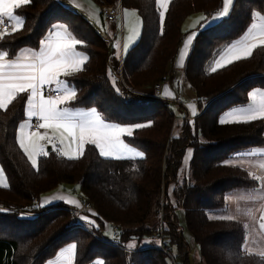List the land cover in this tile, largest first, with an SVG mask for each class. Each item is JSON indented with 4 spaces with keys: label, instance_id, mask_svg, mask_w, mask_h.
<instances>
[{
    "label": "trees",
    "instance_id": "trees-1",
    "mask_svg": "<svg viewBox=\"0 0 264 264\" xmlns=\"http://www.w3.org/2000/svg\"><path fill=\"white\" fill-rule=\"evenodd\" d=\"M94 1L109 5L117 0ZM119 1L123 8H135L142 21L138 41L121 61L114 55L112 40L61 0H29L15 10L23 25L15 32L3 31L0 52L14 57L23 46L38 48L55 24L66 26L88 55L81 69L67 76L77 93L67 105L94 108L106 121L145 127L125 137L143 156L101 157L94 145L86 144L84 154L73 158L51 149L33 168L18 141L28 94L21 93L0 109V167L7 177V187L0 184V204L6 207L0 211V264H45L71 242L76 244L75 264L97 258L103 264H172L158 247L160 226L166 246L181 264H190L191 242L206 264H264V253L243 248L247 234L243 221L209 216L227 205L231 191L259 186L247 169L224 159L264 146V117L224 124L220 120L228 109L246 104L253 90L264 89V46L258 44L251 56L216 71L208 68L210 60L244 35L257 13L264 15V0H233L225 16L205 21L195 31L183 73L196 92L200 113L183 123L176 120L179 134L172 131L176 115L168 99L146 88L168 75L186 35L185 19L195 12L220 13L224 0H170L163 31L157 0ZM120 74L124 81L113 82L112 77ZM179 82L181 88L182 78ZM189 148V176L180 181ZM66 183L78 184L82 200L91 204L89 215L81 219L93 232L72 225L76 207L63 202L33 206V216L13 210ZM113 226L118 227L117 243L110 238Z\"/></svg>",
    "mask_w": 264,
    "mask_h": 264
},
{
    "label": "snow or ice",
    "instance_id": "snow-or-ice-1",
    "mask_svg": "<svg viewBox=\"0 0 264 264\" xmlns=\"http://www.w3.org/2000/svg\"><path fill=\"white\" fill-rule=\"evenodd\" d=\"M28 3L29 0H0V22L4 17L15 21L12 28V31L15 32L17 26L23 25L22 18L15 15V10ZM157 4L164 9L159 12L161 30L163 31L168 0H157ZM230 4L231 0H224L223 11L213 18L225 16L229 11ZM201 19L206 18L202 17ZM136 20L137 26L132 31L134 36H139L142 22L139 16L136 17ZM261 32L264 33V26H262ZM4 35V32H0V39ZM195 35L196 33L193 32L188 36L185 47H188ZM81 43L82 41L79 39H70L56 32L53 34V38L41 40L38 52H33L22 59L6 60L8 53L0 52V109H6L17 96L27 93V115L29 118L37 117L38 121H42V123L38 122L35 127L45 130L43 133L35 131L31 136L19 138V146L27 154L33 168H36L38 164L37 155L41 153L48 155L44 151V144L41 141H47L54 150L61 151L69 158L83 155L86 144L94 145L101 157H108L117 153L131 152L132 149L121 137L125 134L131 137L134 129L145 127L144 124L139 123L129 126L108 124L94 108L90 111H73L64 106L69 101L75 100L77 93L70 89L61 77L79 71L85 60L88 59L76 51V46ZM261 46H264V39H261ZM116 47L119 49V45ZM256 47L257 45L249 40L237 51L232 52V58L240 59V53L251 56ZM127 48L128 46L125 45L126 51ZM116 56L119 58V51L116 52ZM218 66L222 67L223 65L218 62ZM213 71L216 69L214 68ZM51 85H55V88L51 89L55 94L46 97L42 94L43 89L45 86ZM255 112L256 110L253 109L245 119L255 120L257 118ZM259 114L264 117V106L259 109ZM225 122L224 119L220 120L221 124ZM49 129L52 130L51 136L48 135ZM57 141L60 145L59 148ZM66 142L68 146L74 144L75 147L70 151L65 150L63 146ZM135 155L143 156L144 154L136 152ZM187 156H192L191 149L188 150ZM185 162H187V158ZM3 176L4 170L0 168V182L3 181ZM255 179L264 183V177L257 176ZM4 186L7 187L6 184ZM69 203H75V201H69ZM0 211H4V209H0ZM260 227L264 229V216L261 217ZM75 248V244L71 245L70 251Z\"/></svg>",
    "mask_w": 264,
    "mask_h": 264
},
{
    "label": "crops",
    "instance_id": "crops-1",
    "mask_svg": "<svg viewBox=\"0 0 264 264\" xmlns=\"http://www.w3.org/2000/svg\"><path fill=\"white\" fill-rule=\"evenodd\" d=\"M61 1L66 6H68L69 8L73 9L74 11L80 12L83 16H87L85 11H86V9L88 10L89 8H91L89 5H86V2H89L90 4L95 5L98 8L99 18H100L101 22L103 23V25L105 27L107 26V29L105 31V35L103 34L102 31H100V29L98 27V21H94L93 19H88V18L87 19L91 22V24L102 35H104L108 39L112 40L113 47L115 50L114 55L116 56V52L119 51V58L118 59L120 61L123 59V57L125 55V45L129 44L128 46L131 47L138 41L140 35L139 36L133 35L129 40H127V37L124 34H123L122 38H120L118 36L119 23H120L119 17H120V20H122V21L124 20L123 19L124 11H121V14L115 20L107 21L104 17V9H105L106 5H99L94 0H85V2L83 0H61ZM169 1L170 0H168V3H169ZM232 2H233V0H231V4H232ZM78 4L81 5V7H79ZM231 4L229 5V8H230ZM121 8H122V4H121ZM158 8H159V11L164 10L159 5H158ZM223 9H224V6H223ZM223 9H222V11H223ZM222 11H220V12H222ZM203 14H204L203 17L206 19L201 21V23L199 24L197 29L186 34V35H184V37L182 39V43L180 45L179 53L176 57V61H175L176 63L174 62L173 66L170 67V69L168 70V73H170V75L172 74V76H170L171 78L169 77L167 80L163 81V88H162L163 95H161V97L169 98V97L175 96L173 93L172 87H171V83H174V80L176 79V75H177L176 71H179V69H181V67L183 66V64L187 58L188 53L191 50L193 41L188 45V47H185V42L187 41L188 36L191 35L193 32L197 31L203 25V23L205 21H211L212 22V21L219 20L221 18V17L213 18L214 16H217L219 13H217L215 15L213 14V16H207L205 13H203ZM187 18L185 19V21L187 20ZM13 23L15 24V21H13ZM262 26H264V15L257 13L254 17L252 24L250 25L248 30L244 33V35L241 38H239V39L235 40L234 42H232L231 44H229L228 46H226L222 50V52L225 50L224 51V54H225L228 51V49H231V51L233 50L232 52H235L240 47H242L244 43H246L249 40H251V42L254 43L255 45L261 44V39H264V33L261 32ZM182 27H183V25H182ZM56 32L61 33L62 35L66 36L67 38L76 39L70 33V31H68L66 26H64L61 23H57L47 33V35L44 37L43 40L53 38V34ZM253 37H254V39H253ZM134 40H136V41L134 42ZM132 42H134V43L132 44ZM116 45H119V49H117ZM39 48H40V46L38 48H34V47H30V46H23L18 51L16 56H14V57H8L7 56L6 60L15 61L18 59H22L24 56L30 55L33 52H38ZM76 51L81 53L82 56L88 57L87 53L82 51L77 46H76ZM222 52L220 53V55L222 54ZM232 52L230 54H232ZM241 56H245V54L240 53V57ZM232 60H234V59H232ZM227 62H230V61H227ZM215 68H218V67H215ZM61 79L65 80L67 83V86L70 89L74 90V88L68 84L67 76H62ZM182 82H183V80H182ZM183 83H185V82H183ZM181 87L183 88L182 84H181ZM194 93L196 94L195 91H194ZM42 94L45 95L46 97L48 96L44 92V90H43ZM195 102H196V104L194 103L195 105L193 107L192 112L189 110V107L187 108L188 104L183 105L184 104L183 103V104H181V106H183L184 109L187 110L192 115L194 112H195V114H198V113H200V109H199V106L197 103V96H196ZM64 106L70 108L73 111H90L91 109H93V108H79V107L72 108V107L68 106L67 104ZM262 106H264V89H255L251 92L250 98L246 104L238 105V106H235V107L228 109L227 111H225L222 114L221 119H224L226 122L244 121V120H246L245 117L249 113H251L253 109L256 110L255 115L258 118V117H261L259 114V109ZM187 111L185 114L188 113ZM97 114L104 120L105 123L113 124V125L129 126V125H122V124H118L115 122L106 121L98 112H97ZM182 116H183V113H179L176 115V117H177L176 119L179 120ZM33 119H38V118L37 117H31V118L28 117V115H27V102H26L25 119L20 123L19 128H18V141H19L20 137L31 136L32 133H30L28 131V126H29L30 121H32ZM40 123H42V121H40ZM21 128H22V130H21ZM38 131L43 133L45 130L39 129ZM176 134H179L178 129L176 131ZM48 135H50V136L52 135L51 129L48 130ZM121 139L124 140V142L128 145V147L130 149H132V151L131 152H125V153H117V154H114V155L108 156V157H122V158L123 157H127V158L139 157V156H136L135 153L140 152V151L137 148H135L134 146L128 144L124 139V135L121 137ZM41 143L44 144V147L46 145H51V144H48L47 141H41ZM57 144H58V148H59L60 147L59 142ZM65 146H66V149L69 151L71 150V148L75 147L74 144L71 146H68L67 142H66ZM51 149H53V148L49 147L48 149H45V150L47 153H49V151ZM189 149H191V148H189ZM188 150L185 154V158L183 161V163H184L183 164V167H184L183 172H185V170H186V164H185L186 158L188 160L187 164L189 163V160H190V157L187 156ZM55 151L62 154V152L59 150H55ZM40 156L41 155L39 154V155H37L36 158H39ZM42 156H44V155H42ZM224 163H226L228 165L241 166V167L247 169L251 173V175H253L254 177H257V176L264 177V167H261V165H264V146L252 147V148H248L245 150L237 151V152L229 155L228 157H226L224 159ZM258 181H259V186L256 188H251V189L239 188V189H235V190L231 191L230 193H228L227 205L223 208L216 209V210L209 212V216L212 218H221V219H229L230 218V219L243 221L247 225V234H246L245 240L243 242V248L247 251L262 254V253H264V230L259 227V216H260V213L262 211V208L264 207V205H263L264 183H262L260 180H258ZM63 188L64 189L58 188L57 190L52 191L48 194H45L41 198H38L39 199L38 206H41V205L46 206V205H49L52 203L63 202L67 205L78 207L80 205V203L82 202V198H81L80 192L78 190H76V186H66V187L64 186ZM69 201H75V203H69ZM182 220H184V218ZM73 244H75V243L71 242V243L66 244L62 248H60L59 251L56 253V255L54 257L50 258L49 260H47L45 262V264H75L74 259H75L76 248L70 251V246ZM195 248L196 249H193V251L191 252L192 259L190 258V260H189V261H191L190 264H206L201 259L198 247H195ZM89 264H103V259L97 258Z\"/></svg>",
    "mask_w": 264,
    "mask_h": 264
},
{
    "label": "rangeland",
    "instance_id": "rangeland-1",
    "mask_svg": "<svg viewBox=\"0 0 264 264\" xmlns=\"http://www.w3.org/2000/svg\"><path fill=\"white\" fill-rule=\"evenodd\" d=\"M84 2H85V0H83ZM119 0H117L115 3H117ZM79 5V4H78ZM86 5H89L91 8H89L88 10L86 9V15L88 16H84V17H86V18H88V19H93L94 21H98V27H99V29H100V31H102L103 32V34L105 35V31H106V29H107V26L105 27L104 25H103V23L101 22V20H100V18H99V15H98V8L95 6V5H92V4H90L89 2H86ZM79 7H81V5H79ZM71 9V8H70ZM71 10H73V9H71ZM122 11H124V15H123V21L122 20H120V17H119V32H118V36L120 37V38H122L123 37V34L124 35H126V37H127V40H129L133 35H134V33H133V31H132V29L134 28V27H136L137 26V20H136V17L137 16H139L140 17V15H139V13H138V11L135 9V8H132V7H122ZM76 12H78V11H76ZM78 13H80V12H78ZM81 14V13H80ZM15 15H17V16H19V14L18 13H16L15 12ZM82 15V14H81ZM204 16V14L202 13V12H195V13H193V14H191L188 18H187V20L184 22V24H183V27H182V29H183V31H184V33L185 34H188V33H190V32H192V31H194V30H196L197 29V27L199 26V24L201 23V21H203L201 18ZM140 21H141V17H140ZM142 22V21H141ZM20 26H17V28H19ZM141 29H142V23H141V25H140V33H141ZM137 39V38H136ZM136 40H134V42H135ZM134 42H132V44L134 43ZM128 43V42H127ZM127 46L129 45V44H126ZM129 47L130 46H128V49H129ZM128 49H127V51H128ZM127 51L125 50V53H127ZM225 51V50H224ZM224 51L222 52V54L219 56V57H216V58H214V59H212V60H210L209 62H208V68L209 69H214L215 67H220V66H218V62L221 64V65H225L226 63H228L227 61H231L233 58H232V54H230L232 51H231V49H228V51L224 54ZM176 61V58H175V60H174V62ZM186 61V60H185ZM174 62H173V64H174ZM176 63V62H175ZM184 64H185V62H184ZM184 64H183V66L181 67V69H179V71H176V73H177V77H176V80H175V82L174 83H171V87H172V90H173V93H174V97L172 96V97H169V98H167L168 99V101H169V105H170V108H171V110L175 113V115H177V114H179V113H183V116L179 119V120H177L176 118H175V124L173 125V127H172V131H174V133L176 134V131H177V121L178 122H182L183 123V119H188V120H191V119H194V117H195V115L193 114H191V113H189L187 110H185L184 109V107L183 106H181V104H183V105H186V104H188L187 105V108L189 107V110L192 112L193 111V107H194V105L196 104V102H195V99H196V94L194 93V89L193 88H191L190 86H189V84L186 82V80H185V77H184V73H183V67H184ZM120 77H116L115 78V76H113L112 78V81L114 82V80L116 81V79L118 78H120L121 80H123V76L120 74L119 75ZM170 76H172V74L170 75V73H168V75L166 76V77H164L162 80H159V81H155V82H160V81H165V80H167ZM171 78V77H170ZM181 78H182V80H183V82H185V83H181L182 84V86H183V88L181 87L180 88V82H179V80H181ZM124 81V80H123ZM155 82H153L151 85H149V87L148 88H146V90H148V92H151L152 94H154V95H157L158 97H159V95L158 94H156V93H154V86H153V84L155 83ZM124 87H128L127 85H125ZM194 91H193V90ZM162 95H163V93H162ZM195 103V104H194ZM206 104H204V106H203V108H205L206 106H205ZM200 109V108H199ZM186 111L188 112L187 114H185L186 113ZM199 114V113H198ZM177 120V121H176ZM181 123V124H182ZM21 130H22V128H21ZM20 130V131H21ZM38 131V130H37ZM181 131L182 130H179V133H181ZM126 134L124 135V139H125V141L127 142V140H126ZM57 143H58V141H57ZM128 143V142H127ZM129 144V143H128ZM46 147V148H45ZM44 147V151L46 152V150L45 149H48L49 147H52L51 145H46ZM64 148H65V150H67L66 149V146H63ZM69 151V150H68ZM41 156L43 155V153L42 154H40ZM45 156V155H44ZM36 159H38V158H36ZM188 161V160H187ZM185 164H186V170H185V172H183V170L181 171V173H180V175H179V177H180V181H182L183 180V178H185V177H187V175L189 176V171H190V167H189V163L187 164V162H185ZM1 168V167H0ZM183 173H185V174H183ZM0 184H7V177H6V175H5V172H4V176H3V181L2 182H0ZM64 186H76V190H80V188H79V185L78 184H72V183H66V184H62L59 188H61V189H64L63 187ZM173 196V195H172ZM35 198H37V197H35ZM172 202L174 203L175 202V199H174V196H173V198H172ZM38 201H39V199H38ZM52 204H55V203H52ZM33 205H34V202L31 204V206H32V208H34L33 207ZM49 205H51V204H49ZM36 206H38V204L36 205ZM46 206H48V205H46ZM30 209L29 211L30 212H26V211H22L21 209H22V207H18V208H13V210L15 211V212H18V213H21V215H23V216H33V214H35V212L33 211V209ZM0 209H6V207L3 205V204H0ZM87 210H89V209H82V207H81V203H80V205L78 206V207H76V210H73V212L74 213H78L79 214V216H86V215H89L88 214V211ZM162 210H163V208H162ZM182 214V212H180V215ZM71 216H72V214H71ZM262 216H264V207L262 208V211H261V213H260V216H259V227H260V224H261V217ZM74 217V214H73V216H72V218ZM182 217V216H181ZM72 220V219H71ZM181 221H183L182 219H181ZM261 228V227H260ZM264 230V229H263ZM92 232H93V230H92ZM110 234H112V233H110ZM189 234V233H188ZM191 236L190 235H188V237H186V239H188L190 242H191V238H190ZM190 257H189V259L191 258L192 259V254H191V252L193 251V249H196L195 247H197L194 243H192L191 242V244H190ZM191 262V261H190Z\"/></svg>",
    "mask_w": 264,
    "mask_h": 264
},
{
    "label": "built area",
    "instance_id": "built-area-1",
    "mask_svg": "<svg viewBox=\"0 0 264 264\" xmlns=\"http://www.w3.org/2000/svg\"><path fill=\"white\" fill-rule=\"evenodd\" d=\"M121 11H122V8H121L120 1H118L117 3H114V4L106 5L105 9H104V17L107 21L115 20L121 14ZM13 25H14V23L12 20H9L7 17H4L3 21L0 22V32L12 29ZM153 86H154V93L158 94L159 97H161L162 88H163V81L155 82L153 84ZM54 88H55L54 85L45 86L43 90L47 95H54L55 93L53 91H51V89H54ZM38 122H40V121H38V119H33L32 121H30L29 126H28V131L30 133H33V132L39 130L35 127ZM33 202H34L33 206H36L38 204V198H34ZM263 205H264V200H263ZM81 207H82V209H89L91 207V204L86 200H82ZM31 208H32L31 205H25L21 210L29 212V210ZM73 214H74V217L71 220L72 225L80 226V227L84 228L86 231L92 232L91 227L88 226L81 219V216H79L78 213L73 212ZM162 214L163 213L161 212L160 213L161 223H163ZM117 236H118V227L113 226L112 234L110 235L111 241L113 243H117ZM158 247L160 249L164 250L169 255L172 264H181V260H180L179 256L176 253L172 252L166 246V241H165L164 232H163V226H160V229L158 231Z\"/></svg>",
    "mask_w": 264,
    "mask_h": 264
}]
</instances>
